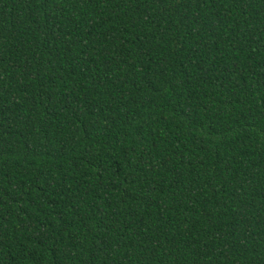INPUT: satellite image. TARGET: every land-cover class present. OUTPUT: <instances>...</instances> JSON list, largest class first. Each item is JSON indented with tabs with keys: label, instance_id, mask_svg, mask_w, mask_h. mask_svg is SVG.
<instances>
[{
	"label": "trees",
	"instance_id": "obj_1",
	"mask_svg": "<svg viewBox=\"0 0 264 264\" xmlns=\"http://www.w3.org/2000/svg\"><path fill=\"white\" fill-rule=\"evenodd\" d=\"M0 264H264V0H0Z\"/></svg>",
	"mask_w": 264,
	"mask_h": 264
}]
</instances>
